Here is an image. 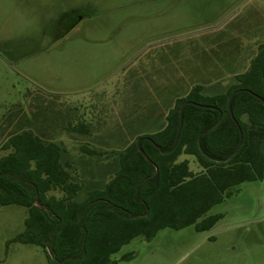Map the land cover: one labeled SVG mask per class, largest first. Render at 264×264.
Listing matches in <instances>:
<instances>
[{"label":"rangeland","instance_id":"1","mask_svg":"<svg viewBox=\"0 0 264 264\" xmlns=\"http://www.w3.org/2000/svg\"><path fill=\"white\" fill-rule=\"evenodd\" d=\"M260 45L264 0H0V146L31 131L63 146V162L77 167L86 190L105 186L115 153L164 130L194 86L227 93ZM86 124L88 136L71 129ZM85 146L107 156L86 155ZM231 192L211 210L223 215L211 231L165 229L113 261L264 264V180ZM27 216L0 208V264H49L40 247L14 242Z\"/></svg>","mask_w":264,"mask_h":264},{"label":"trees","instance_id":"2","mask_svg":"<svg viewBox=\"0 0 264 264\" xmlns=\"http://www.w3.org/2000/svg\"><path fill=\"white\" fill-rule=\"evenodd\" d=\"M236 81L227 93L216 96L194 86L176 101L164 130L139 136L115 153V175L102 190L88 192L84 201H79L84 182L76 166L63 162L62 145L43 142L31 131L10 136L0 146V152H7L0 155V208L21 207L28 215L24 234L14 242L40 247L49 264H117L113 256L138 238L151 242L165 229L211 231L223 215L209 214L224 202V194L228 197L235 187L264 180V104L244 92L232 102L239 126L228 112L229 98L238 90L264 99V45ZM185 102L215 109L188 106L179 143L171 154L164 155L150 140L162 151L172 149L179 110ZM215 125L202 137L205 156L198 139ZM239 128L243 145L228 163L219 164L207 157L224 160L232 154L240 142ZM71 129L85 135L91 132L88 124ZM140 139L150 161L137 149ZM82 150L91 157L107 156L87 146ZM183 156L195 158L202 174H194L189 161L180 162ZM132 259L131 254L122 258Z\"/></svg>","mask_w":264,"mask_h":264},{"label":"water","instance_id":"3","mask_svg":"<svg viewBox=\"0 0 264 264\" xmlns=\"http://www.w3.org/2000/svg\"><path fill=\"white\" fill-rule=\"evenodd\" d=\"M244 92H248V93H250L252 96H254L255 98H257L258 100H260L263 104H264V99H262V98H260L258 95H255L254 93H252V92H249V91H247V90H238V91H236V92H234L231 96H230V98H229V101H228V112H229V114H230V116H231V118H232V120L234 121V123L237 125V126H239V124H238V122H237V120L235 119V116H234V113H233V110H232V102H233V100H234V98H235V96L236 95H238V94H241V93H244ZM188 106H196V107H198V108H200V109H206V110H210V109H215V108H212V107H208V106H204V105H200V104H197V103H194V102H185V103H183L182 104V106L180 107V110H179V126H178V130H177V135H176V138H175V140H174V143H173V147H172V149L171 150H168V151H162L161 150V148L158 146V145H156L155 144V142L153 141V140H150V142L162 153V154H164V155H169V154H171L174 150H175V148L177 147V145H178V143H179V140H180V136H181V133H182V129H183V125H184V112H185V109L188 107ZM217 125V124H216ZM216 125L215 126H213L212 128H210L209 130H207L206 132H204V133H202L201 134V136L199 137V139H198V144H199V147H200V150H201V152L205 155V153H204V151H203V149H202V137L203 136H205V135H207L211 130H213L215 127H216ZM239 131H240V142H239V144H238V146H237V148H236V150L232 153V154H230L226 159H224V160H219V159H213V158H210L209 156H207L209 159H211V160H213V161H215V162H217V163H227V162H229L238 152H239V150L241 149V147H242V145H243V141H244V137H243V132H242V130H241V128H239ZM142 141H143V139H140L138 142H137V149H138V151L146 158V160H148V161H150V159H149V157L143 152V150H142V147H141V144H142ZM206 156V155H205ZM158 173V170L156 171V174ZM156 174L155 175H153L152 176V178L153 177H155L156 176ZM40 208H43V209H45V210H47V208L46 207H44V206H39ZM138 217H142V216H138ZM137 217V218H138Z\"/></svg>","mask_w":264,"mask_h":264},{"label":"crops","instance_id":"4","mask_svg":"<svg viewBox=\"0 0 264 264\" xmlns=\"http://www.w3.org/2000/svg\"><path fill=\"white\" fill-rule=\"evenodd\" d=\"M251 44H253V43H248V45H251ZM251 46H253V45H251ZM261 46V45H260ZM260 46H258V47H260ZM258 53H259V48H257V52H256V54H255V56L253 57V58H251V60L249 61V65L247 66L248 67V69L250 68V66H251V64H252V61L255 59V57L258 55ZM248 69H247V71H248ZM216 95H220V94H215L214 96H216ZM170 112V111H169ZM169 114V113H168ZM166 118H167V116H166ZM167 122V121H166ZM164 129V128H163ZM160 130H162V129H160ZM157 133V132H156ZM85 135V134H84ZM145 135H151L150 133H146V134H143V135H137L136 136V139H137V137H139V136H145ZM85 136H88V135H85ZM135 139V140H136ZM132 144V143H131ZM129 146V145H128ZM127 146V147H128ZM182 158V157H181ZM180 158V159H181ZM184 161H189L188 159H186V160H184ZM115 162H117L118 163V161L115 159V161H112L111 163L113 164V163H115ZM180 162H183V161H181L180 160ZM189 163L191 164V162L189 161ZM113 167V166H112ZM118 169V166H115V168H114V170H112V171H110V175H109V177H110V179L115 175V173H116V170ZM191 169V168H190ZM76 171H77V167H76V169H75ZM106 170L108 171L109 169L108 168H106ZM105 169H104V171H106ZM101 173H103V171H101ZM97 176H95V177H98L99 176V174L97 173L96 174ZM109 179V180H110ZM109 182V181H108ZM107 184V183H106ZM105 184V185H106ZM105 186H102V187H93V188H91V189H89V190H86V188H85V190L83 191V192H81V193H85L84 194V197H80L79 199V201H84L85 199H87V196H88V192H90L91 190H100V189H103Z\"/></svg>","mask_w":264,"mask_h":264},{"label":"flooded vegetation","instance_id":"5","mask_svg":"<svg viewBox=\"0 0 264 264\" xmlns=\"http://www.w3.org/2000/svg\"><path fill=\"white\" fill-rule=\"evenodd\" d=\"M228 163V162H227ZM219 164H221V163H219ZM202 169V168H201ZM191 170V169H190ZM202 172H203V169H202ZM140 218V217H139Z\"/></svg>","mask_w":264,"mask_h":264}]
</instances>
